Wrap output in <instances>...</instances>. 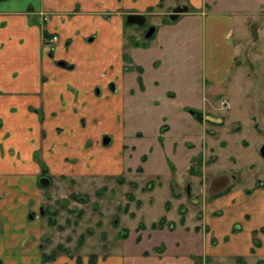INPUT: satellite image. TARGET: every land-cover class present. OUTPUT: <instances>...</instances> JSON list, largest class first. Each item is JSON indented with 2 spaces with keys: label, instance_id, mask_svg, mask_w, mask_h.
I'll list each match as a JSON object with an SVG mask.
<instances>
[{
  "label": "crops",
  "instance_id": "0c3cea01",
  "mask_svg": "<svg viewBox=\"0 0 264 264\" xmlns=\"http://www.w3.org/2000/svg\"><path fill=\"white\" fill-rule=\"evenodd\" d=\"M230 1H234L233 5L218 7L217 0H0V185L13 184L17 191L23 192L14 196L26 200V192L41 177L49 179L48 183H41L47 187L54 180L58 184L66 179L88 181L91 176L115 174L120 169L119 151L124 145L115 146L114 139L124 129L125 97L132 99L133 91L134 97L137 96V82L142 87L145 84L144 69L142 80H133L128 75L129 64L137 62L142 67L137 56L140 46L136 42L146 39L145 26L127 23L130 13L145 14L147 20L150 16L154 19L161 16L164 27L182 17L199 20L204 41V87L215 91L217 97L225 95L222 100L227 101V111L217 107L218 99L214 97L209 106L216 114H207L205 110L210 108L207 107L201 112L202 117H197L212 119L215 126L211 132H214L213 127H218L216 123L223 113L230 120L242 123L240 115L236 119L231 117V108H240L239 104L243 103L250 124L257 129L254 125L257 122L264 130V95L257 113L251 109L253 101H250L251 88L264 86V0L244 2L248 8L254 4L256 8L252 12L260 16L256 23L257 38L252 35L255 23L243 33L245 27L239 31L241 17L250 11L240 9L237 0ZM177 6H188V11L174 19L171 14ZM190 27L195 34L194 25ZM246 33L254 45L258 44L253 46L258 48L253 58L255 66L261 67L258 79L261 85L252 81L255 78L249 73L251 69L246 74L241 72V67H245L240 62L241 40ZM171 88L166 90L169 95L173 94ZM231 92L237 93L239 102L230 98ZM107 137L109 143H105ZM182 185L177 181L172 184L166 213L160 217H166L167 223L162 228L151 225L153 230H165L176 237L149 248H135L132 255L124 258L99 256L97 262L229 264L226 260L230 258L240 260L235 264L264 262V179H259L253 190L223 188L203 207L199 214L201 221L191 225H188L185 197L178 190ZM38 193L44 199L43 193ZM64 196L67 195L62 193L61 197ZM142 201L137 195L125 206L131 208L130 214H137ZM181 210L185 211L184 224L180 222ZM170 212L176 217H171ZM20 214L9 204H2L0 227L4 232L23 229L25 224ZM31 215L30 218H36L35 213ZM170 222L175 226L171 227ZM143 231H140L141 239L136 241L137 247L144 240ZM187 239L199 246L183 249ZM28 243L7 238L0 242V257L5 256V263L27 261L26 255L11 252ZM12 247L15 251L9 249Z\"/></svg>",
  "mask_w": 264,
  "mask_h": 264
},
{
  "label": "rangeland",
  "instance_id": "374dc122",
  "mask_svg": "<svg viewBox=\"0 0 264 264\" xmlns=\"http://www.w3.org/2000/svg\"><path fill=\"white\" fill-rule=\"evenodd\" d=\"M248 1H236L241 3L240 9L250 11L241 17L239 31L245 27L242 33L251 28L252 23H258L260 17L252 12L256 8L254 4L246 7L244 2ZM233 2L217 0V6H229ZM161 18L150 16L147 20L146 28L155 25L156 32L139 44L137 56L143 68L137 62L127 67L133 80H142L144 69L145 84L142 87L137 82V96L134 97L133 91L132 99L125 97L124 129L114 139L115 146L117 143L124 145L119 151L120 169L115 174L91 176L88 181L70 182L71 179H66L58 184L54 180L47 187L36 182L26 192V200L14 196L23 192L17 191L13 184L0 185V207L9 204L21 213L25 224L21 231L9 233L0 227V242L7 238L29 242L25 247L9 248L11 251L16 249L11 253L26 255L27 261L21 259L19 264H88L94 261L93 257V264H99V256H130L135 248H149L176 237L165 230L151 229L152 223L166 213V200L172 196L174 181L183 184L178 190L185 197L188 225H191L201 221L199 214L203 207L209 205L212 196L223 188L235 186L253 190L256 182L264 179V157L260 152L264 145V130L257 122H254L257 129L250 124L245 104L231 108V117L236 119V115H240L243 124L230 120L226 113L221 112L220 115L223 113L225 116L222 115L216 123L217 129L213 127L214 132H211L214 121L210 118L200 120L195 113L210 107L206 113L216 114L209 104L217 97L215 91H207L204 87L202 70L205 57L200 21L182 17L164 27ZM190 24L194 25L195 34ZM242 37L240 62H244L245 67H241V72L243 70L246 74L251 69L249 73L255 78L252 81L261 85L258 80L261 67L255 66L253 58L254 50L258 51L253 46L258 47V44L254 45L247 33ZM168 88L175 96L169 95ZM263 90L264 86L251 88L250 101H253L251 109L254 113L258 112L262 102ZM230 95V98L240 101L236 92ZM222 97L225 95L217 97V107L227 111V101ZM249 107L250 103L248 112ZM120 179L133 180L137 186L127 180L121 183ZM153 181V188L144 189ZM38 192L43 193L44 199ZM62 193L67 196L61 197ZM130 193L143 199L138 213L133 215L129 205L125 206L130 201ZM4 194L7 199L3 198ZM33 211L36 218L32 219L30 212ZM170 213L171 217H176ZM51 220H54L53 224ZM140 222H145L146 226L140 228ZM141 230H144V240L137 247ZM195 244L194 240L187 239L183 249H194ZM4 257H0L2 264H14L5 263ZM226 261L235 264L240 260L230 258Z\"/></svg>",
  "mask_w": 264,
  "mask_h": 264
},
{
  "label": "water",
  "instance_id": "95a60500",
  "mask_svg": "<svg viewBox=\"0 0 264 264\" xmlns=\"http://www.w3.org/2000/svg\"><path fill=\"white\" fill-rule=\"evenodd\" d=\"M188 11V6H177L174 8L173 13L171 14L172 18H177L178 15L182 12ZM127 23L131 24V25H137V26H145L147 23V16L145 14H141V13H130L127 16ZM258 25L255 23L252 25V35L254 38L258 37ZM156 32V26L152 25L150 26L146 33H145V38H150L151 36L154 35V33ZM62 64H65L64 62H61ZM199 118L202 117V113L201 112H195ZM109 142V138L105 139V143ZM261 155L264 157V145L261 147L260 149ZM31 217H33V215H31Z\"/></svg>",
  "mask_w": 264,
  "mask_h": 264
},
{
  "label": "trees",
  "instance_id": "16d2710c",
  "mask_svg": "<svg viewBox=\"0 0 264 264\" xmlns=\"http://www.w3.org/2000/svg\"><path fill=\"white\" fill-rule=\"evenodd\" d=\"M136 44H140V42H136ZM197 116H198V115H197ZM198 117H199V116H198ZM120 182H121V183L125 182V179H124V180H123V179H120ZM131 183L134 184V187L137 186V183H136V182H133V181H132ZM147 185H148V186H147ZM147 185H146V187H145L144 189H146V188H150V189L153 188V187L155 186V183H154V181H153V182H149ZM129 198H130V200L135 199L134 194H133V193H130V194H129ZM181 211H182V217H181L180 222H181L182 224H184L185 221H186L185 211H183V210H181ZM131 215H133V213H131ZM51 222H52V224H53L54 220H51ZM166 223H167V219H166V217H162L159 221L154 222V223L152 224V227H153V228H162ZM170 225H171V227H174V226H175V223H174V222H170ZM145 226H146V225H145L144 222H140V225H139L140 228H144ZM93 260H94V261H92V262L90 261L89 264H93V262H95V257H93ZM259 264H264V262H263V261H260Z\"/></svg>",
  "mask_w": 264,
  "mask_h": 264
},
{
  "label": "flooded vegetation",
  "instance_id": "af4514ba",
  "mask_svg": "<svg viewBox=\"0 0 264 264\" xmlns=\"http://www.w3.org/2000/svg\"><path fill=\"white\" fill-rule=\"evenodd\" d=\"M152 26V25H151ZM145 27H146V25H145ZM150 27V26H149ZM149 27H147L146 29H145V31H144V33H143V35H144V37H145V33H146V31H147V29L149 28ZM147 39V38H146ZM108 138V137H107ZM109 140H110V138H109ZM109 143V142H108ZM48 183L49 182V179H47V178H43V177H41L40 179H39V183L41 184V183ZM42 185V184H41ZM48 185V184H47ZM43 210V208H41V211ZM31 214H34V212H30Z\"/></svg>",
  "mask_w": 264,
  "mask_h": 264
},
{
  "label": "built area",
  "instance_id": "2783aa9c",
  "mask_svg": "<svg viewBox=\"0 0 264 264\" xmlns=\"http://www.w3.org/2000/svg\"><path fill=\"white\" fill-rule=\"evenodd\" d=\"M56 39H57V36L54 37V40H56Z\"/></svg>",
  "mask_w": 264,
  "mask_h": 264
}]
</instances>
